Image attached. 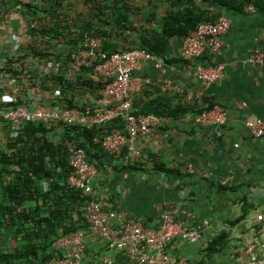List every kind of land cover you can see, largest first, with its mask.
<instances>
[{
	"label": "crops",
	"instance_id": "0c3cea01",
	"mask_svg": "<svg viewBox=\"0 0 264 264\" xmlns=\"http://www.w3.org/2000/svg\"><path fill=\"white\" fill-rule=\"evenodd\" d=\"M254 4L255 10L247 11L242 0H61V6L54 8L58 11V24L70 23L73 28L74 34H68L67 38H78L80 27L89 20L95 28L97 25V29L109 33L106 41L118 49L139 44L151 29L161 28L172 17L182 19L191 14L216 18L222 14L230 20L222 36V55L205 53L200 58L203 63L224 61L222 77L202 87L193 73L194 61L180 56L182 37L169 38L164 55H155L162 63L160 66L153 60H145L133 72V110L141 111L150 102L151 108L157 110L188 109L174 116L165 115L163 125L139 140L141 156L134 162L124 163L106 152L90 162L97 168L92 196L106 208L137 217L147 227L158 226L160 207L175 209L178 218L183 214L184 218L179 220L186 226L208 221L198 239L171 241L167 252L176 258L175 264H248L249 257L244 256L241 261L233 249L250 245L255 257L264 256V220L257 218L264 215V137L252 136L245 125L247 120L264 118V66L244 62L254 48L264 51V0H255ZM34 5L37 16L47 22L51 2L37 0ZM19 13L9 0H0V62L20 52L17 36L22 29L27 30L28 19H20ZM107 16L127 19L124 21L127 28L117 23L120 28ZM106 22L113 25L109 27ZM95 28L83 33H92ZM32 60L31 69L39 73L43 65ZM2 78L0 73V86ZM164 79L182 92L164 89ZM73 89L61 92L59 86L49 82L48 88L0 90V150L5 149L7 140L6 121H9L3 110L8 102L20 101L29 109L38 104L65 108L69 100L75 101L77 107L82 100L93 103L98 95V91L86 86ZM183 92L192 95L191 102L184 99ZM213 104L227 109L226 123L218 127L196 125L194 115L198 110ZM44 125L51 128L53 140L65 133L60 124ZM222 232L227 234L225 245L217 251H208L210 241ZM14 245L12 239L10 246ZM86 253L101 259L114 256L113 264H137L113 254L98 239L90 237L86 239Z\"/></svg>",
	"mask_w": 264,
	"mask_h": 264
},
{
	"label": "trees",
	"instance_id": "16d2710c",
	"mask_svg": "<svg viewBox=\"0 0 264 264\" xmlns=\"http://www.w3.org/2000/svg\"><path fill=\"white\" fill-rule=\"evenodd\" d=\"M49 1L52 12L47 15L50 19L44 22L36 14L34 3L37 1L11 0L13 6L28 19V28L26 31L21 28L22 31L17 36L20 37V52L8 55L0 62V73L3 76L0 90L6 87L12 92H22L36 87L48 88L50 82L59 86L61 92L77 86L98 91L104 84L89 78L92 65L83 64L77 54L82 47L83 31L95 28L94 24L86 20L84 26L80 27L78 38H67L68 34L74 33L73 28L69 27L70 23L66 26L58 24L56 9L61 6V0ZM249 1L242 0V4L245 6ZM55 7L57 8L54 9ZM107 18L116 24L128 21L120 19L121 17ZM215 19L214 16L191 14L182 19L172 17L161 28L151 29L139 44L123 49L106 41L110 34L97 29V25L90 34L100 37L103 50L109 53L139 47L162 57L169 45V38L189 35L200 22ZM112 25L113 23L109 27ZM123 28H127L125 24ZM32 59L43 65L39 73L31 69ZM17 104L22 103L11 100L6 105L9 107ZM73 106L75 107V101L73 103L69 100L67 107ZM187 109L180 108L177 111L164 107L157 110L151 108L150 102L141 111L134 112L154 113L164 117L174 116ZM9 122L6 121L5 149L0 150V264H45L54 255L52 244L57 237L87 226L84 206L88 197L67 184L70 170L67 155L70 147L74 146L85 150L89 162H92V158H100L105 153L99 142L104 127L86 128L60 123L65 133L53 140L49 134L51 128H47L43 122H27L20 126ZM111 126L122 128V122L116 119ZM30 202L35 204L28 205ZM226 238L225 232L217 234L210 241L208 251H217L223 247ZM12 239L15 240L14 246H10Z\"/></svg>",
	"mask_w": 264,
	"mask_h": 264
},
{
	"label": "built area",
	"instance_id": "2783aa9c",
	"mask_svg": "<svg viewBox=\"0 0 264 264\" xmlns=\"http://www.w3.org/2000/svg\"><path fill=\"white\" fill-rule=\"evenodd\" d=\"M244 7L247 11L255 10L254 0ZM18 16L25 20L22 13ZM229 24L230 20L221 14L214 21L200 22L189 35L182 37L180 56L183 60L194 61L193 73L202 87L210 86L223 75L224 61L203 63L200 58L205 53L222 55V36ZM90 33L84 32L78 57L83 64L92 65L89 78L104 84L93 103L82 100L77 107L71 108L38 104L33 109L25 104H17L5 108L3 115L16 126L27 122H53L86 128L104 127L99 139L103 150L115 159L121 158L124 163H131L141 156L138 141L153 134L164 122V117L157 114L134 112L132 74L142 67L145 60L155 61L156 66L162 63L154 54L139 47L109 53L103 50L102 39ZM244 62L251 66H264V51L254 48ZM162 87L182 92L168 79L163 80ZM182 96L187 102L193 99L190 93L183 92ZM227 117L224 106L213 104L196 113L194 122L202 127H218L226 123ZM116 119H120L122 128L111 126ZM245 125L252 136L264 137V118L247 120ZM67 158L70 166L66 179L68 185L88 197L84 206L87 229L79 228L57 237L52 244L54 255L45 264H113L114 256L101 259L87 255L86 239L89 237L98 239L113 254L137 264H175L176 258L167 252L171 241L175 238L196 240L203 228L208 226L207 220L184 225L171 207L159 208L160 222L157 227H147L137 217L129 216L124 211L108 209L92 196L97 168L87 160L85 150L70 147ZM257 218L264 220V215ZM233 253L241 261L248 256V264H264V256L255 257L253 245L235 247Z\"/></svg>",
	"mask_w": 264,
	"mask_h": 264
},
{
	"label": "water",
	"instance_id": "95a60500",
	"mask_svg": "<svg viewBox=\"0 0 264 264\" xmlns=\"http://www.w3.org/2000/svg\"><path fill=\"white\" fill-rule=\"evenodd\" d=\"M183 216H184L183 214L179 215L180 220L184 218Z\"/></svg>",
	"mask_w": 264,
	"mask_h": 264
},
{
	"label": "clouds",
	"instance_id": "9594fccd",
	"mask_svg": "<svg viewBox=\"0 0 264 264\" xmlns=\"http://www.w3.org/2000/svg\"><path fill=\"white\" fill-rule=\"evenodd\" d=\"M11 2V1H10ZM21 13V12H20ZM24 18H25V20H26V17L24 16ZM15 106V105H14ZM69 108H71V107H69ZM4 111V110H3ZM4 116V115H3ZM6 119V118H5ZM57 124H60V123H57Z\"/></svg>",
	"mask_w": 264,
	"mask_h": 264
}]
</instances>
